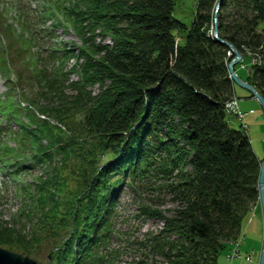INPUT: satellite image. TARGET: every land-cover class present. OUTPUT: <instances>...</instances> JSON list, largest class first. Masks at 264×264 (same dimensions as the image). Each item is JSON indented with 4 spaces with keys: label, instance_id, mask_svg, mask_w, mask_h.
<instances>
[{
    "label": "trees",
    "instance_id": "1",
    "mask_svg": "<svg viewBox=\"0 0 264 264\" xmlns=\"http://www.w3.org/2000/svg\"><path fill=\"white\" fill-rule=\"evenodd\" d=\"M218 1L196 0L187 26L174 15L175 0H48L41 14L62 15L81 40L83 61L71 67L79 75L67 85L72 94L62 90V74L53 79L43 66L33 81L47 104L23 106L13 86L0 98L8 124L1 134L14 123L11 135L20 137L14 147L0 139V159L14 169L25 204L17 216L23 224L0 220L1 246L51 255L50 264H102L117 192L155 177L182 203L171 217L143 209L165 220L152 233L157 251L173 264H217L260 205L261 165L225 111L235 84L230 48L211 34ZM218 15L221 38L244 58L260 56L247 80L264 96V0H223ZM176 29H187L178 42ZM57 52L65 61L74 49L62 45L52 57ZM39 167L43 174L32 181L18 179Z\"/></svg>",
    "mask_w": 264,
    "mask_h": 264
},
{
    "label": "rangeland",
    "instance_id": "2",
    "mask_svg": "<svg viewBox=\"0 0 264 264\" xmlns=\"http://www.w3.org/2000/svg\"><path fill=\"white\" fill-rule=\"evenodd\" d=\"M70 1L72 0H60L66 5ZM40 3L45 6V12L50 10V6L47 4L48 0H0V60H2L3 65L0 66L10 76V81L6 83L4 73L0 72V93L5 94L9 90L7 87L12 88L13 86L14 98L18 101L22 100V103L26 105L31 101L36 103L37 100L39 102L41 100V97H39L40 85L33 81L35 72L44 71L42 67L46 66V69L51 72L50 76L54 77L53 79L62 74L66 79L62 90L66 94H72L74 91L68 88L67 85L70 81L77 80L79 75H77V72L72 71L71 67L78 60L83 61V58L78 59L77 49L82 44L81 40L72 27L63 20L62 15H59L61 19L58 18L60 26L55 28V35L52 37L47 35L49 32L48 25L52 24L53 16L51 19L41 18L40 10L34 8V5L38 6ZM175 3V17L190 26L196 11V0H175ZM53 14L55 17L58 16L56 13ZM23 25H27L28 29L23 28ZM186 31L187 29L175 30L178 41L183 39ZM110 39L107 37L106 42L112 44ZM96 41H101V38H97ZM62 45L74 49L70 59L65 61L64 58H59V52L53 54L54 57L51 55L52 50ZM247 55L250 57L253 53L248 52ZM229 56H231V59L233 58L232 50H229ZM249 57H245L243 60V63L247 66L250 64ZM241 66V64H237L236 70L246 79L248 78L247 70L242 69ZM98 89V85L94 86V93H97ZM235 94L239 97L240 108L245 112H250L244 122L249 126L248 133L253 149L257 156L264 158V109L250 91L240 85L235 84ZM232 100L230 105H228L229 102L225 103V111L231 123L240 128L241 121L238 114H236L238 105L233 103L238 101L235 97ZM41 104H47V101L44 99ZM227 105L231 111H229ZM20 118L25 122L29 121L24 113L20 115ZM1 121L0 116V123ZM4 125L5 120L2 121V126ZM10 127L11 132L13 130L14 132L18 131L17 125L12 124ZM11 132H9V136L6 132L1 134L0 127V139L5 144L14 147L17 146L15 138L19 140L20 137L13 138L14 135H11ZM29 151L25 150L23 153ZM6 170L7 168L3 167L0 159V220L12 222L15 219L23 224L17 216L25 208L24 195L18 194V192L15 194V182L12 179V181L7 180V176L4 175ZM42 174L43 169L39 167L23 172L18 179L27 183ZM117 200L116 216L111 219L110 225L112 227L109 240L106 242L107 246L102 247L105 256L102 264H173L169 258L157 251L158 248L152 234L164 228L165 220L162 217L145 214L143 211L147 208V210L160 211L163 215L171 217L174 215V210L182 204L174 199V194L168 191L163 179L146 177L145 179L136 180L134 186L127 183L117 192ZM252 212L244 220L243 228L245 232L242 231V234L245 233V242L241 245V255L229 258V248H227L220 252L217 264L259 263L263 238V217L261 208L258 209L256 214ZM170 238L174 239L177 236L171 235ZM249 254L252 255L251 261L247 259ZM33 257L49 264V259L44 253Z\"/></svg>",
    "mask_w": 264,
    "mask_h": 264
},
{
    "label": "water",
    "instance_id": "3",
    "mask_svg": "<svg viewBox=\"0 0 264 264\" xmlns=\"http://www.w3.org/2000/svg\"><path fill=\"white\" fill-rule=\"evenodd\" d=\"M222 2L223 0H219L216 6V14L214 17V26H213L214 37L218 42L228 45V47L232 50L234 54V57L231 59V61L228 64V70L233 82L250 91V93L259 101L260 105L264 109V96L257 90V88L253 84L249 83L246 80H243L234 69V66L238 64L243 58L241 51L238 48H236L231 42L221 38L219 35L218 12L221 8ZM258 189H259V199L261 203L263 222H264V158L261 161V168L258 179ZM0 264H44V263H42L38 259L30 257L29 255L23 256V254L19 252H15L0 247ZM259 264H264V235H263L262 248L260 252Z\"/></svg>",
    "mask_w": 264,
    "mask_h": 264
},
{
    "label": "built area",
    "instance_id": "4",
    "mask_svg": "<svg viewBox=\"0 0 264 264\" xmlns=\"http://www.w3.org/2000/svg\"><path fill=\"white\" fill-rule=\"evenodd\" d=\"M232 101H233V100L229 101L228 105H230V102H232ZM233 103H235V104L237 105V102H236V101L233 102ZM228 105H227V107H228L229 111H231ZM234 109H235V111H236V107H235ZM237 113H238L240 116H242V114H241L238 110H237Z\"/></svg>",
    "mask_w": 264,
    "mask_h": 264
}]
</instances>
